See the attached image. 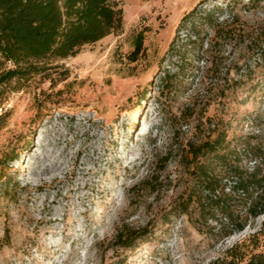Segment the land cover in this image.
<instances>
[{
  "label": "rangeland",
  "instance_id": "obj_1",
  "mask_svg": "<svg viewBox=\"0 0 264 264\" xmlns=\"http://www.w3.org/2000/svg\"><path fill=\"white\" fill-rule=\"evenodd\" d=\"M232 1L120 0L118 31L0 87V264H225L231 253L243 264L264 254V214L224 236L195 202L182 206L190 147L218 131L229 160L264 168V61L247 51L264 32V0ZM211 11L213 27L195 38L188 20ZM121 229L143 234L123 247Z\"/></svg>",
  "mask_w": 264,
  "mask_h": 264
},
{
  "label": "trees",
  "instance_id": "obj_2",
  "mask_svg": "<svg viewBox=\"0 0 264 264\" xmlns=\"http://www.w3.org/2000/svg\"><path fill=\"white\" fill-rule=\"evenodd\" d=\"M213 17L211 11L188 20L195 38L204 25L213 27ZM122 19L120 0H0V87L45 74L56 60L74 56L84 45L118 31ZM141 47L139 38L133 53L137 55ZM184 51L179 52L183 60ZM247 51L255 64L264 61V32L252 39ZM227 147L224 130L190 147L191 158L186 162L192 166L193 184L182 202L184 209L195 202L201 220L219 221L218 232L224 236L242 231L250 219L264 214V168L260 164L250 170L242 168L227 158ZM210 153L214 158H200ZM261 154V149L256 151ZM261 227L264 231V220ZM142 234L121 229L115 237L120 246L131 247ZM242 261L231 253L225 264ZM243 264H264V254H253Z\"/></svg>",
  "mask_w": 264,
  "mask_h": 264
}]
</instances>
